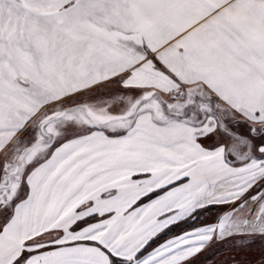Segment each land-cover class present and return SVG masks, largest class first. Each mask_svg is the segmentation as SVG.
Wrapping results in <instances>:
<instances>
[{
    "label": "crops",
    "instance_id": "crops-1",
    "mask_svg": "<svg viewBox=\"0 0 264 264\" xmlns=\"http://www.w3.org/2000/svg\"><path fill=\"white\" fill-rule=\"evenodd\" d=\"M13 3L7 1L5 12L0 8V159L47 110L111 85L166 100L196 89L214 110L225 107L239 125L264 126V0H24L21 13L11 9ZM19 15L20 26L15 24ZM15 28L22 29V40L11 39ZM134 121L122 134L96 127L67 137L46 158L7 170V180L0 183V264H27V244L68 228L87 200L93 202L87 213L102 218L95 224L109 230L94 233L89 225L84 235L72 238L95 240L119 257L134 258L156 242L159 224L174 225L175 207L187 217L196 190L188 181L144 197L174 177L195 176L201 179L199 198L205 197L207 163L214 164H208L214 175L225 166L229 178L214 181V187H222L216 191L237 194V182L245 180L249 184L240 192H264V185L255 188L264 183V143L257 145L263 155L255 158L256 167L247 169L254 157L243 159L239 137L225 142L236 150L209 149L205 136L179 133L197 127L186 117L158 121L136 115ZM15 161L14 154L7 166ZM116 178L119 182L111 185ZM259 199L245 201L240 209H264ZM242 212L232 213L228 230L220 233L264 230V213L255 221ZM111 225L116 226L112 232ZM200 233L187 235V241L203 239ZM174 241L150 247L143 257L159 264L162 253L160 264H173ZM53 250L60 255L42 264H111L109 253L94 244ZM177 250L178 258L190 255L189 243Z\"/></svg>",
    "mask_w": 264,
    "mask_h": 264
},
{
    "label": "rangeland",
    "instance_id": "rangeland-1",
    "mask_svg": "<svg viewBox=\"0 0 264 264\" xmlns=\"http://www.w3.org/2000/svg\"><path fill=\"white\" fill-rule=\"evenodd\" d=\"M7 1L9 0H0V8L4 12L6 11ZM22 5H24V0H14L11 9L13 8L15 13H21L23 8ZM16 19L15 24H19L18 26H20V15L17 16ZM4 26L5 25H2V27ZM11 33V39L16 41L22 40L21 28H15ZM42 39L43 37L41 36L36 37V40ZM31 40L35 41V37H31ZM0 41L4 42V34ZM208 98L209 97L206 95L205 101L201 96H198V90L192 89L185 91L183 97L178 96L177 98L166 100L153 93L128 89L123 90L111 85L67 99L56 107L47 110L45 114L21 136L18 142L3 154L0 159L2 165L0 183H4L7 180V170H10L13 166L19 167V169L22 166L25 169V167L31 166L37 161L46 158L52 152L55 145L63 139L96 127H105L110 133L122 134L133 128L136 115H138V118L148 117L158 121H179L180 118L186 117L188 120L187 123H191L199 128H182L179 133L184 136H205V141L210 144L206 146L209 149L221 147L223 150H227V148L236 150V146H232L231 144L230 146L226 145L225 142H227V139L230 137H239L243 142V159L247 160V158L250 159L254 157L252 160L253 162H250V165L246 168L250 169L249 167H256V159L263 155L258 151L257 145L259 143H264V126H258L254 129L249 127L246 123H241L239 125L234 122L236 119L230 112L225 110V107L220 106L219 111L214 110L213 103ZM204 103L206 105H204ZM123 108H125L124 113L121 114ZM214 142H222L225 143V145L222 144L217 146ZM251 148H253L254 151ZM231 149L229 151H231ZM14 154L17 156L19 162L15 161L14 164L11 163L8 167L6 162L8 159H11ZM31 155L34 156V158ZM236 158H239V155L236 156ZM247 163L248 161H240L239 165ZM193 164H195V162H192V165ZM208 164L214 165L213 163L206 164V169L211 168V170L209 169L211 173L204 182V184L207 183L205 197L199 198L200 196L197 193L199 189L198 185H200L199 180H201L197 176L194 178L174 177V180L167 186L159 188L155 192L144 197L145 199L143 200H148L167 190L177 189L179 185L187 183L188 181L191 188L194 187L196 190V193L191 192L189 213L183 215L187 217L181 218V210L178 211L179 207H175L174 225L165 226L159 224L156 242L155 240L151 241V243L142 250L140 255L134 258H122L115 255L112 251L95 240H77L72 238L73 236L81 237L84 235L89 225L92 226L94 233H106V231L109 230L108 228L110 226L95 224L101 221L102 218L97 217V213H87L89 210L86 209V206L91 202V200H87L85 202L88 203L84 208L77 209L78 215L76 218L78 219L76 221L73 220V222H75L69 225L68 228L65 227L60 230L55 229L45 235H41L38 239H33L27 244L25 252L26 255H30L27 264H42L43 262L51 261L60 255L58 253L59 250L53 249H59L61 246L69 244L74 245L77 243L94 244L103 248L104 251L109 253L111 264H150V259L147 258L145 260V257H143L145 254L143 253L149 252L150 247H154L156 244L159 246L162 243H166L165 240L172 237L175 239L172 243L173 253L171 254V256L175 258L173 264H264V230L257 231L255 229L254 231H248V233H246L243 229L237 232H231L228 235L220 233V230L222 232L228 230L227 228L229 227L225 226V224L230 220V215L232 213L243 211L242 215H245L247 211L251 220H255L257 217L260 219V215L264 213V209L255 208L249 210L240 209V207L245 206L244 202L253 197H255V200L260 198L258 204L264 202V192H240L244 187L243 185L249 184L245 180L237 182L239 190L237 194L236 192H228V190L225 192H218L216 190L222 189V187H214V181L223 180L227 182L229 180L225 175V166L221 169L219 168L218 171H216L218 174L214 175L212 173L215 171V168L210 165L208 166ZM190 168H192V166ZM195 168H198L196 164ZM118 182L119 178H116L115 183L112 182L111 185ZM263 185L264 183L261 182L255 188L257 189L258 186L260 187ZM113 193V190H111L108 194L110 195ZM92 204L93 202H91L90 206ZM238 217L242 216L238 215ZM112 227L115 228L116 226L111 225V232ZM197 232H201L199 236H202L203 239L187 241V235L197 234ZM188 243L190 255L188 256L186 253L185 256L187 257L182 258L183 256L180 255V258H178L177 255H179L181 251L177 250V248L181 249L182 245ZM167 244L169 245V242H167ZM49 248L52 250H49ZM79 248L82 250L85 247L80 245ZM40 249H46L47 251L34 255V253ZM162 256L161 253V255L159 254L157 257L159 264L162 260ZM16 264H21V261Z\"/></svg>",
    "mask_w": 264,
    "mask_h": 264
},
{
    "label": "trees",
    "instance_id": "trees-1",
    "mask_svg": "<svg viewBox=\"0 0 264 264\" xmlns=\"http://www.w3.org/2000/svg\"><path fill=\"white\" fill-rule=\"evenodd\" d=\"M91 202H92V201H91ZM91 202H90V204H91ZM87 203H88V202H87ZM87 203H86V202L82 203V204L78 207V209H79V208H82V207L84 208V206L87 205ZM90 204H89L88 206H86V207H89ZM86 207H85V208H86Z\"/></svg>",
    "mask_w": 264,
    "mask_h": 264
},
{
    "label": "water",
    "instance_id": "water-1",
    "mask_svg": "<svg viewBox=\"0 0 264 264\" xmlns=\"http://www.w3.org/2000/svg\"><path fill=\"white\" fill-rule=\"evenodd\" d=\"M260 150L264 151V145H262V146L260 147Z\"/></svg>",
    "mask_w": 264,
    "mask_h": 264
}]
</instances>
